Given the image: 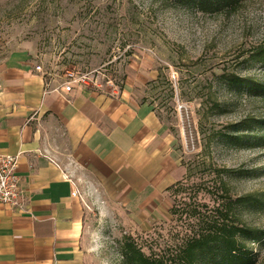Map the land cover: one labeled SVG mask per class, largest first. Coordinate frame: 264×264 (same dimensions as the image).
Returning <instances> with one entry per match:
<instances>
[{"label":"rangeland","instance_id":"374dc122","mask_svg":"<svg viewBox=\"0 0 264 264\" xmlns=\"http://www.w3.org/2000/svg\"><path fill=\"white\" fill-rule=\"evenodd\" d=\"M261 47L264 0H245L230 13L167 0H0V80L27 66L54 83L72 72L106 93L131 86L174 135L185 168L180 183L162 191L146 217L92 208L89 264H123L124 236L145 253L170 254L193 225L191 209L209 213L223 193L219 167L236 170L222 177L231 195L253 199L236 213L258 231L245 245L252 264H264V146L214 136L233 123L244 125V135L251 133L248 125L264 134V97L220 78L235 73L264 80V66L250 60Z\"/></svg>","mask_w":264,"mask_h":264},{"label":"crops","instance_id":"0c3cea01","mask_svg":"<svg viewBox=\"0 0 264 264\" xmlns=\"http://www.w3.org/2000/svg\"><path fill=\"white\" fill-rule=\"evenodd\" d=\"M12 69L0 80V153L17 155L28 211L0 204V264H89L92 208L146 217L185 174L174 135L131 86L67 91Z\"/></svg>","mask_w":264,"mask_h":264},{"label":"trees","instance_id":"16d2710c","mask_svg":"<svg viewBox=\"0 0 264 264\" xmlns=\"http://www.w3.org/2000/svg\"><path fill=\"white\" fill-rule=\"evenodd\" d=\"M171 4L194 7L202 12H224L235 11L245 0H167ZM250 60L259 61L264 66V47L256 50L250 55ZM221 81L234 88H246L254 95L264 97V80H259L250 76H242L235 73H222ZM244 125L233 123L226 132H216L217 138H223L231 145L245 144L253 146L261 143L264 134L257 135L253 132V127L247 128L251 133L244 135ZM183 165V163L181 162ZM216 175L220 177V187L223 193L216 199L215 207L209 213L191 209L188 214L190 227L181 239V243L176 246L170 254L145 253L142 247L131 236H124L120 241L119 250L123 264H252L253 257L246 249L245 241L255 238L257 230L243 224L236 213V208L241 203L252 202L251 197H236L230 194L229 187L223 176H234L235 171L231 168L219 167L214 169ZM176 181L174 185L179 184ZM170 213L176 214V209L172 205Z\"/></svg>","mask_w":264,"mask_h":264},{"label":"built area","instance_id":"2783aa9c","mask_svg":"<svg viewBox=\"0 0 264 264\" xmlns=\"http://www.w3.org/2000/svg\"><path fill=\"white\" fill-rule=\"evenodd\" d=\"M39 70L40 66L37 65ZM74 83H86L68 72L64 82V89L69 91ZM17 155L0 153V204L6 205L20 212H27V198L22 188L21 177L17 172ZM73 194H76L73 193Z\"/></svg>","mask_w":264,"mask_h":264}]
</instances>
